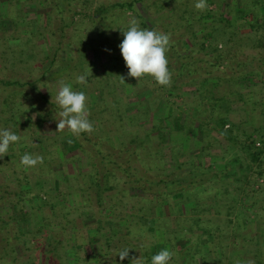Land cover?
<instances>
[{"label": "rangeland", "instance_id": "obj_1", "mask_svg": "<svg viewBox=\"0 0 264 264\" xmlns=\"http://www.w3.org/2000/svg\"><path fill=\"white\" fill-rule=\"evenodd\" d=\"M135 1L0 0V129L25 143L10 145L0 158V264L37 260L42 247L45 260L61 258L66 245L71 264L80 258L85 264H131L133 257L151 264L162 249L173 252L169 264L263 263L264 178L258 166L249 169L250 154L242 148L255 133L246 126V108L234 103L238 127L227 126L228 136L194 117L209 109L211 93L222 110V100L238 95L253 98L250 106L264 105V75L252 76L264 68V21L253 29L249 15L260 14L249 8L258 0H207L204 11L195 8L197 0L117 6ZM133 17L141 28L171 34L170 87L128 76L119 45ZM81 75L86 84L77 82ZM61 80L88 97L91 134L56 132ZM147 109L151 116L138 123ZM153 114L165 125L159 131ZM116 116H124L127 127ZM252 121L264 126V117ZM28 151L43 156V163L21 168ZM93 177L101 183L102 201ZM161 180L166 186L153 183ZM36 186L45 189L41 198ZM159 192L169 198L159 202ZM199 199L206 204L195 211ZM216 202L220 211L208 212ZM22 210L31 221L17 224ZM125 247L129 256L121 261L117 253Z\"/></svg>", "mask_w": 264, "mask_h": 264}, {"label": "clouds", "instance_id": "obj_2", "mask_svg": "<svg viewBox=\"0 0 264 264\" xmlns=\"http://www.w3.org/2000/svg\"><path fill=\"white\" fill-rule=\"evenodd\" d=\"M195 8L204 11L208 8L207 0H197ZM123 40L119 45L121 55L128 69V76L140 81L144 77H151L162 87H170L172 72L168 64L167 53L170 49L171 34H166L155 29L141 28L136 18H131L129 27L122 31ZM121 82L125 78L120 76ZM78 83H87V76L77 77ZM59 89L55 102L61 109L58 113L56 132H63L65 129L79 137L82 133L91 134L94 131L93 124L89 120L87 107L88 97L83 91H74L71 84L59 81ZM27 107V106H26ZM22 139L9 129H0V158L8 154L10 145L17 144ZM72 141L69 140V143ZM43 156L25 153L20 160L25 168H33L43 163ZM130 248L125 247L118 251L117 255L123 261L129 256ZM173 252L162 249L151 257V264H169ZM131 264H144L141 257L131 259ZM236 264H240L239 261ZM246 264H255L248 260Z\"/></svg>", "mask_w": 264, "mask_h": 264}, {"label": "trees", "instance_id": "obj_3", "mask_svg": "<svg viewBox=\"0 0 264 264\" xmlns=\"http://www.w3.org/2000/svg\"><path fill=\"white\" fill-rule=\"evenodd\" d=\"M141 1H143V0H137V1H135V2H132V3H126V4H118L117 6H119V7H122V8H125V7H130V8H134L135 7V3H137V2H141ZM4 3H6V4H8L6 1H4ZM9 5V4H8ZM257 6H251V7H249V8H255V7H257L258 9H259V12H260V14H249L250 16H252V18H253V23H251V28H256V26H255V24L256 25H259V26H261L262 25V21H264V0H258V3L256 4ZM260 7V8H259ZM4 12L5 11H7V9L5 8L4 10H3ZM239 12H241L242 14H243V11L242 10H240ZM172 13H173V11H172ZM244 16V15H243ZM244 18H245V16H244ZM263 20H262V19ZM253 32V31H252ZM192 38H194V35H193V37ZM187 40H189L190 42H191V39L188 37L187 38ZM192 43V42H191ZM202 47L204 48V45H202ZM215 49H217L218 50V47H216ZM220 49H222V48H220ZM264 61V60H263ZM246 63V62H245ZM219 66V65H218ZM219 67H217V69H218ZM49 70H51V69H48V72L47 73H45V75H44V77H46V76H48V74H49ZM244 75V74H243ZM246 75H248V72H246ZM258 76V77H261V79L263 80V77L261 76V75H264V68H261V69H259V71H257L256 73H253L252 74V76ZM241 76V75H240ZM210 79V78H209ZM45 84H47V81H45ZM210 93V92H209ZM239 93H241V92H239ZM234 94V93H233ZM211 101H210V103H211V106L209 107V109H207V110H205V111H197L195 114H194V117L197 119V120H200V121H202V123L203 124H205V125H207V124H214L215 125V132H218L219 134H227V136H228V134L229 133H225L224 132V130H225V128L227 127V126H230L231 128H232V131H234V129H236L238 126V124H236V122H234L232 119H233V117H234V103H242L243 104V106H245V108H246V112H245V114L247 115V117H246V126H248L249 128H251L252 130H254L255 131V133L253 134V135H251L250 136V138H249V140L250 141H248V144H246V145H244V146H242V148L243 149H246L247 150V152L250 154V156H249V158H250V162H251V165L249 164L248 165V167H249V169L251 170L252 169V167L253 166H258V175L260 176V178H264V150H262V149H259V148H256V145H255V139H254V136L255 135H257V137L259 138V139H261V140H264V133H262L261 131L263 130L264 131V126H259V125H257V124H255L253 121H252V118H255V119H259V118H262V117H264V105L262 106V103H259L258 101L257 102H255V104L254 105H251L250 106V104H249V101H251V103H252V100H253V98L251 99V100H247L245 97H243L244 95H238V98H236L237 100H235V101H226V100H222V102H225L226 103V106H224V108H223V110L221 109V108H219V105H220V102H221V99H219L218 98V96H215V93H211ZM103 96V95H102ZM137 96H138V94H137ZM136 96V97H137ZM179 96V95H178ZM209 96V95H208ZM240 96V97H239ZM129 103V102H128ZM130 104H131V102L128 104L129 106H130ZM19 109V108H18ZM221 109V110H220ZM211 110V111H210ZM257 111H259V115H258V113H257ZM143 112H147V113H142L141 115H138V118H137V120H138V123L145 117V118H147V117H149V116H151V113L150 112H148V109L146 110V111H143ZM173 111H172V109H171V111H170V113H172ZM254 113V114H253ZM206 114H209V115H206ZM148 115V116H147ZM206 115V116H205ZM124 116H127L126 114L124 115ZM124 116H122V118L120 119V117L118 118L117 116V118L118 119H120L119 120V122H121V125L124 123V127H127V124H125V119H124ZM152 117L154 118V120L156 121V128H157V130L156 131H159V130H161L162 129V127L163 126H165L163 123H161L159 120V118L155 115V114H153L152 115ZM160 124H159V123ZM138 123H137V125H135L134 127L135 128H137V126H138ZM119 124V123H118ZM131 124V123H130ZM242 124H243V126H245L244 124H245V122L243 121L242 122ZM214 125H212V126H214ZM245 126V127H246ZM136 132V130L135 131H133V133L132 134H134ZM159 140H161L160 142V144H161V146L163 147L165 144H166V142H165V137H161V133H160V135H159V137H157ZM21 142H23L22 144H21V146H24V138L23 139H21L20 140V143ZM36 144H38V143H36ZM13 145H11V147H12ZM30 146H32L33 147V145H30ZM27 147H28V145H27ZM29 148V147H28ZM27 149V148H26ZM32 149V148H31ZM24 150V149H23ZM12 151V150H11ZM11 153H14V154H16V152H11ZM26 153V152H25ZM25 153H23V155L25 154ZM27 153H29V154H32V152L31 151H28ZM15 156H18V154L17 155H12L11 156V159L12 158H14ZM18 158V157H17ZM156 159H157V155H156V157H155ZM16 159V158H15ZM161 161V160H160ZM162 163V164H161ZM160 163V165L158 166V171H164V169H165V167H163V165H164V162L162 161ZM166 164H167V162H166ZM21 168L23 167V165H21V163H20V165H19ZM167 166V165H166ZM243 168V167H242ZM244 170L245 171H247L246 170V168L244 167ZM244 171V172H245ZM170 175H173V173L172 174H170ZM170 177H172V176H170ZM19 182V184L22 186L23 185V182H24V180H20V181H18ZM92 187L95 189V191H96V193H97V198L100 200V201H102V199H103V194H102V187L100 186L101 185V183H100V181L99 180H97V179H95V177H93L92 178ZM166 182L167 181H165V180H161L160 182H153L155 185H157V186H160V184L161 185H164V186H166ZM264 182V181H263ZM262 186V185H261ZM35 189V192H36V195H35V197L37 196V198L39 197V198H41L40 196H41V194H43V193H45V189H41V188H38L37 189V186L34 188ZM259 191L258 192H260V190H262V189H258ZM34 191H32V189H31V191H29V193H33ZM82 192H84V193H86V190H83ZM28 193V194H29ZM25 194L26 195H28L27 194V192H25ZM153 196H154V194H152ZM23 198L24 197H21V200H23ZM130 198H131V196H130ZM133 198V197H132ZM155 198L157 199V200H159V202H161V200L162 201H164V200H166V199H168L169 198V196L167 195V194H165V192H159L157 195H155ZM52 198H50V200H51ZM32 200H34V196L32 197ZM214 201V200H213ZM67 202V201H66ZM150 202H152V201H150ZM199 202H200V204H201V199H199ZM46 203H50V201H47ZM220 203V202H219ZM219 203L218 202H216V204H214L213 206H211L210 207V210L208 211V212H211V213H213V208L214 209H216V211L217 212H219L220 211V206H219ZM204 204H206V203H202L201 205H196L194 208H195V211L200 207V206H203ZM99 205H102L100 202H99ZM110 205H111V203H110ZM208 205V204H207ZM114 206V205H113ZM175 206H177L178 207V209L179 208H181V205H179L178 203L177 204H175ZM54 208V207H53ZM200 210V209H199ZM198 211V210H197ZM22 217H21V219H18V220H16V219H14V221L15 222H17V224H18V222H24L27 218V220H26V222H30L31 220V218H29V217H32L31 216V214L28 212V213H25L23 210H22ZM231 215V214H230ZM231 217H232V215H231ZM62 242H64V241H61L60 243H62ZM70 242V241H69ZM244 244L246 243V241H242ZM11 245V244H10ZM62 246V245H61ZM67 246V245H66ZM66 246L65 247H62L61 248V250H56V251H58L59 253H61L63 256L61 257V258H59V257H57V256H53V257H49L48 255H47V258L48 259H44L43 257H42V255L44 254L43 253V251L42 250H44L43 249V247H42V249L40 250V252H39V254H40V257L38 256L37 258V260H35V259H33V260H31L29 263H27V264H45L46 263V261L47 260H49V259H51V262H50V264H71L70 262H69V259H68V257H66ZM77 246V245H76ZM77 247H79V246H77ZM81 247V246H80ZM79 247V248H80ZM74 248H76V247H74ZM54 253V252H53ZM46 254H47V252H46ZM79 260V264H85L84 262H83V258H80V259H78ZM37 261V262H36ZM85 261H87L86 259H85ZM262 262L263 263H261L260 261H257V263L256 264H264V260H262Z\"/></svg>", "mask_w": 264, "mask_h": 264}, {"label": "built area", "instance_id": "obj_4", "mask_svg": "<svg viewBox=\"0 0 264 264\" xmlns=\"http://www.w3.org/2000/svg\"><path fill=\"white\" fill-rule=\"evenodd\" d=\"M254 139L256 148L264 150V140L259 139L257 135L254 136Z\"/></svg>", "mask_w": 264, "mask_h": 264}, {"label": "crops", "instance_id": "obj_5", "mask_svg": "<svg viewBox=\"0 0 264 264\" xmlns=\"http://www.w3.org/2000/svg\"><path fill=\"white\" fill-rule=\"evenodd\" d=\"M198 143V142H197Z\"/></svg>", "mask_w": 264, "mask_h": 264}]
</instances>
